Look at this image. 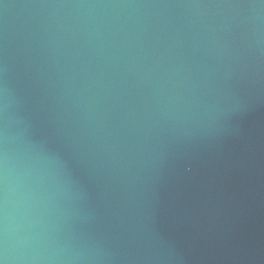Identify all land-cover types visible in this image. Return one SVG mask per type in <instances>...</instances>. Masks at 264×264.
<instances>
[{"label": "water", "instance_id": "95a60500", "mask_svg": "<svg viewBox=\"0 0 264 264\" xmlns=\"http://www.w3.org/2000/svg\"><path fill=\"white\" fill-rule=\"evenodd\" d=\"M0 264H264V0H0Z\"/></svg>", "mask_w": 264, "mask_h": 264}]
</instances>
